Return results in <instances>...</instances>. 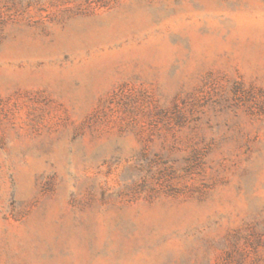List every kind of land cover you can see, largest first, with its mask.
<instances>
[{
    "label": "rangeland",
    "instance_id": "374dc122",
    "mask_svg": "<svg viewBox=\"0 0 264 264\" xmlns=\"http://www.w3.org/2000/svg\"><path fill=\"white\" fill-rule=\"evenodd\" d=\"M0 264H264V0H0Z\"/></svg>",
    "mask_w": 264,
    "mask_h": 264
}]
</instances>
